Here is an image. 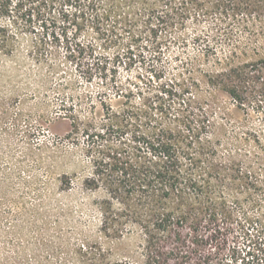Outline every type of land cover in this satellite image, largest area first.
Listing matches in <instances>:
<instances>
[{
	"label": "rangeland",
	"instance_id": "1",
	"mask_svg": "<svg viewBox=\"0 0 264 264\" xmlns=\"http://www.w3.org/2000/svg\"><path fill=\"white\" fill-rule=\"evenodd\" d=\"M249 1L188 5L156 40L135 1L112 2V35L48 0L0 18V264L264 263V0ZM162 130L170 188L143 171ZM210 220L222 234L196 249Z\"/></svg>",
	"mask_w": 264,
	"mask_h": 264
},
{
	"label": "trees",
	"instance_id": "2",
	"mask_svg": "<svg viewBox=\"0 0 264 264\" xmlns=\"http://www.w3.org/2000/svg\"><path fill=\"white\" fill-rule=\"evenodd\" d=\"M46 2V0H43ZM50 2H57L63 10L68 11V6L73 8V12H69L72 17L71 23H83L86 22L90 24L91 28L95 30L96 33H100L102 35L115 34L116 25L110 26L108 29L102 30V21L108 19V13L112 12L114 5L112 2L114 0H48ZM130 2L131 8H134L133 1H135L138 5L141 6V12L144 16V24L145 30L149 37H152L153 40H156L161 32V30L165 27L173 26L176 23H180L181 25L185 24V19L188 18L187 6L190 5L193 7V10L200 9L201 11H205L208 13V10L220 7H228L230 9H250L252 5L249 0H239V2H235L233 0H154V3H151L149 0H126ZM262 0H258V3H261ZM23 2H32L35 0H0V18L3 17H12L14 13L19 12L20 9L24 6ZM107 5V9H105L104 17L100 15L99 9L101 6ZM254 3L256 1L254 0ZM256 3V4H258ZM35 7L31 5L27 11L31 13ZM140 15L139 13H136ZM123 23L125 21H122ZM130 21H126L124 23V27L128 25ZM230 96L236 100L240 101V97L237 95L236 90L231 88L228 90ZM191 118L189 117V113L186 114V121L191 124ZM74 124V121L73 123ZM107 127V124L93 126L90 128H86L84 133L89 138H99L102 137V130ZM173 135L171 133L165 132L162 130L159 134L153 138V142L150 143L149 154H147L148 160L147 165L144 166L143 171L151 176V184L153 182H157L162 184L163 182L167 183L169 188L174 186L176 179L178 177L177 168L178 165L176 163V159L174 156V150L172 149V141ZM159 160V161H157ZM160 162V163H159ZM136 180L130 182L133 187L139 186ZM129 185V186H130ZM145 188L149 187V183H145ZM214 217V215H213ZM169 220L167 216L161 219V223H166ZM198 227V226H195ZM205 231L210 229L208 235L204 236V232L201 230L193 228V233L195 235L194 239L196 240V249L202 245L206 240L215 239L218 242V238L221 233V228L214 220L208 221L203 225ZM202 227V228H203ZM201 229V228H200ZM184 240V239H183ZM208 240V241H209ZM193 242V241H192ZM257 247L259 251H263L264 249V240H256ZM187 255V254H185ZM185 255H182L185 257ZM207 257L204 256V260L207 263L210 262V255L207 254ZM182 257V258H183ZM257 264H264L260 258H258Z\"/></svg>",
	"mask_w": 264,
	"mask_h": 264
}]
</instances>
